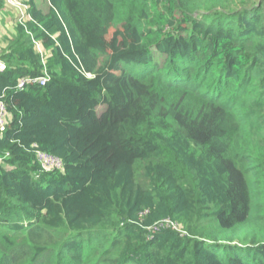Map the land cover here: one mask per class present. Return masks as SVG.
Returning <instances> with one entry per match:
<instances>
[{"label": "trees", "instance_id": "obj_1", "mask_svg": "<svg viewBox=\"0 0 264 264\" xmlns=\"http://www.w3.org/2000/svg\"><path fill=\"white\" fill-rule=\"evenodd\" d=\"M26 2L0 0V264H264V0Z\"/></svg>", "mask_w": 264, "mask_h": 264}, {"label": "built area", "instance_id": "obj_2", "mask_svg": "<svg viewBox=\"0 0 264 264\" xmlns=\"http://www.w3.org/2000/svg\"><path fill=\"white\" fill-rule=\"evenodd\" d=\"M6 5L11 8L17 14L18 21L24 23L31 20L29 14V5L26 0H6ZM36 49L42 55L43 60H45L44 50L39 42H35ZM6 70V64L3 61H0V72ZM49 75L45 72L43 75L34 78H25L21 80L17 86L18 89H24L26 85L30 84H41L45 85L48 81ZM6 106L4 101L0 98V137L6 130L7 120H6ZM37 160L42 164V167L49 171L50 169H61L63 162L61 159L48 154L46 152L38 150L36 152Z\"/></svg>", "mask_w": 264, "mask_h": 264}, {"label": "crops", "instance_id": "obj_3", "mask_svg": "<svg viewBox=\"0 0 264 264\" xmlns=\"http://www.w3.org/2000/svg\"><path fill=\"white\" fill-rule=\"evenodd\" d=\"M38 1L40 3H42V5L44 3L43 7H46L45 6V0H38ZM6 12H1L0 11V38L3 35H7L9 37H12V35L15 33L14 32V27H15L16 21L13 20L12 17L8 14V13L13 14L14 12L10 11V10L9 11L6 10Z\"/></svg>", "mask_w": 264, "mask_h": 264}, {"label": "rangeland", "instance_id": "obj_4", "mask_svg": "<svg viewBox=\"0 0 264 264\" xmlns=\"http://www.w3.org/2000/svg\"><path fill=\"white\" fill-rule=\"evenodd\" d=\"M125 68H127V69H134L135 71H141V70L144 69V66L141 65V64H125ZM39 85L40 86H43L41 84H39ZM18 90H23V89H18ZM50 170H59V169H50ZM255 194H257V191L256 190H255Z\"/></svg>", "mask_w": 264, "mask_h": 264}]
</instances>
